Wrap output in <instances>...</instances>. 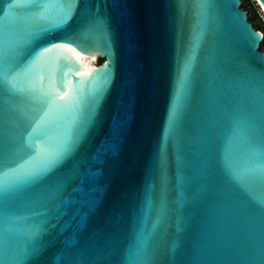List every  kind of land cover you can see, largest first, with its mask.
Here are the masks:
<instances>
[{
    "label": "water",
    "instance_id": "obj_1",
    "mask_svg": "<svg viewBox=\"0 0 264 264\" xmlns=\"http://www.w3.org/2000/svg\"><path fill=\"white\" fill-rule=\"evenodd\" d=\"M63 6L0 0V264H264L263 34L241 0H75L44 31Z\"/></svg>",
    "mask_w": 264,
    "mask_h": 264
},
{
    "label": "snow or ice",
    "instance_id": "obj_2",
    "mask_svg": "<svg viewBox=\"0 0 264 264\" xmlns=\"http://www.w3.org/2000/svg\"><path fill=\"white\" fill-rule=\"evenodd\" d=\"M63 7L61 9V14H60V17L59 19L50 27V28H46L44 29V31H49V30H53L55 28H58V27H61L63 25H66L72 18V13H73V9H74V5H75V0H63ZM254 41H256L258 43L259 41V37L257 36V34L255 33H251ZM67 45L66 44H52L51 46H45L43 47L42 49L38 50L35 55H34V59H33V63L34 64H38L40 63L41 61H45L46 62V57L50 54H53L54 52H59V50L62 48V47H66ZM74 51V49H73ZM60 56L62 59H66V56L65 54L63 53H60ZM69 69H70V72L71 71H76L78 70V68L76 67L75 64H72L70 63L69 65ZM98 75H100L98 73ZM109 75V71L107 69V66H105V70H104V83L106 84L107 83V77ZM9 83H11V81H9ZM16 85L13 83L12 84V87H15ZM180 87L182 88L183 87V74L181 76V85ZM99 95H97V98H96V101L98 102L99 100ZM58 155L59 154H54L52 155L51 157H49V159L51 161H54L55 159L58 158ZM35 175H39V173H36ZM38 234H35L33 235V241H35V239L37 238Z\"/></svg>",
    "mask_w": 264,
    "mask_h": 264
},
{
    "label": "rangeland",
    "instance_id": "obj_3",
    "mask_svg": "<svg viewBox=\"0 0 264 264\" xmlns=\"http://www.w3.org/2000/svg\"><path fill=\"white\" fill-rule=\"evenodd\" d=\"M246 9H247V12H249V13L254 12L256 14L255 22L259 23L262 27H264V16H263L260 8L254 2V0H247ZM260 51H264V49L261 48ZM100 63H101V59H98L96 61V65H98Z\"/></svg>",
    "mask_w": 264,
    "mask_h": 264
},
{
    "label": "trees",
    "instance_id": "obj_4",
    "mask_svg": "<svg viewBox=\"0 0 264 264\" xmlns=\"http://www.w3.org/2000/svg\"><path fill=\"white\" fill-rule=\"evenodd\" d=\"M246 3H247V0H241V9L243 8V10L247 12ZM247 16H248V21L250 23H252L254 29L263 34V40H262V43L260 45V49L261 48L264 49V27H262L259 23L255 22L256 14L254 12H252V13L247 12ZM101 62H102V60H101Z\"/></svg>",
    "mask_w": 264,
    "mask_h": 264
},
{
    "label": "bare ground",
    "instance_id": "obj_5",
    "mask_svg": "<svg viewBox=\"0 0 264 264\" xmlns=\"http://www.w3.org/2000/svg\"><path fill=\"white\" fill-rule=\"evenodd\" d=\"M262 14H263V12H262ZM78 56H79V58L81 59V61L83 63L84 70H90V69H92L93 67L96 66V61H97V58L96 57L86 58V57H83V56H80V55H78Z\"/></svg>",
    "mask_w": 264,
    "mask_h": 264
}]
</instances>
